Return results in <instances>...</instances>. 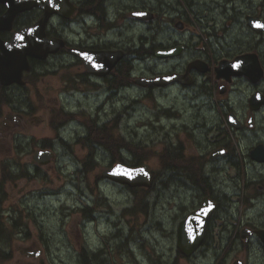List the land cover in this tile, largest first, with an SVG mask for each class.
<instances>
[{
  "label": "flooded vegetation",
  "instance_id": "flooded-vegetation-1",
  "mask_svg": "<svg viewBox=\"0 0 264 264\" xmlns=\"http://www.w3.org/2000/svg\"><path fill=\"white\" fill-rule=\"evenodd\" d=\"M38 3L0 23L2 41L32 29L35 52L46 54L27 55L21 83L0 86V103L11 110L0 127L7 132L9 119L24 124L22 142L35 147L32 169H43L34 160L39 149L56 156L57 147L70 150L74 144L90 154L102 150L92 160L104 168L147 163L136 147L131 154L120 148L116 161L108 158V138L93 134L106 125L114 129L136 103L153 101L161 115L149 120L163 133L165 168L155 175L147 163L148 191L164 193L167 228L162 227L168 234L175 228L176 245L178 224L191 213H208L198 249L181 257L197 258L196 264H264V0ZM7 10L0 2V17ZM43 97L59 104L47 116L55 137L37 140L27 129L44 120ZM92 182L93 200L83 206L87 222L108 204L100 183L109 180L100 174ZM85 262L111 264L77 258Z\"/></svg>",
  "mask_w": 264,
  "mask_h": 264
},
{
  "label": "rangeland",
  "instance_id": "rangeland-1",
  "mask_svg": "<svg viewBox=\"0 0 264 264\" xmlns=\"http://www.w3.org/2000/svg\"><path fill=\"white\" fill-rule=\"evenodd\" d=\"M182 1L177 0V5ZM143 31L141 29L140 34L147 38L148 34ZM16 97L13 100L19 106V95ZM41 103L44 120L28 128L27 133L37 140L54 138L55 130L50 122L53 118L50 115L48 120L47 116L59 104L44 97ZM3 104L0 103V110L3 111L0 120L11 112L10 107ZM136 104V109L129 108L130 113L121 114V120L114 125V129L106 125L97 128L94 134L89 133L94 137L108 138L106 155H109L108 158L113 155L115 161L118 160V149L129 146L132 151L136 147L135 153L149 164L155 175H160L165 168L164 137L149 118L161 114L153 101L144 100ZM108 118L102 117L100 123ZM7 122L10 126L7 132H3V126L0 127V175L3 176L2 165L5 162L15 168V172L21 173L26 169L28 175L15 177L10 182L4 180L0 184V218L3 228L6 226L0 235V252L8 256L0 258V264H78L77 258H80L83 247L87 252H98L99 258L102 256L111 264L197 263V258L185 260L178 253L172 235L175 228L172 227L173 232L168 234L162 227L163 224L167 228L165 215L168 207L163 193L158 197L151 191L130 192L114 183H100L108 204L106 208H101V212L95 211V221L87 222L79 207L93 200L89 187L93 186L94 177L100 175L104 166L98 163L84 170L82 162L89 163L87 157L90 155L92 158L103 156L102 150L97 149L90 154L84 145L74 144L70 150L57 147L56 156L37 173L28 163L35 147L22 142L24 124L10 119ZM25 163H28L27 166ZM91 190L94 188L91 187ZM138 204L144 211L138 208ZM159 220L162 223H158ZM7 226L13 228L7 229ZM37 249H41L37 257L24 252Z\"/></svg>",
  "mask_w": 264,
  "mask_h": 264
},
{
  "label": "water",
  "instance_id": "water-1",
  "mask_svg": "<svg viewBox=\"0 0 264 264\" xmlns=\"http://www.w3.org/2000/svg\"><path fill=\"white\" fill-rule=\"evenodd\" d=\"M8 5V11L0 17L2 21H10L14 14L31 5H38V0H0ZM26 31L15 35L10 41H0V85H7L12 82L20 81V71L26 63L27 51L33 52L35 45L34 40L27 42ZM25 40V41H24ZM23 42V43H20ZM28 44V45H26ZM29 47V48H28ZM35 53V52H33ZM110 54V53H109ZM36 55V54H35ZM45 55V54H44ZM41 55V57H44ZM84 61L85 58L82 53L79 54ZM168 56V52L161 54V56ZM114 63V60L109 61ZM26 68V66H24ZM43 154V155H42ZM42 157V163L49 161L52 155L50 151L39 153ZM102 175L120 184H126L129 187L144 186L149 187L151 183V176L148 171V165L143 164L138 167H129L121 163L108 168L102 172ZM199 212V211H198ZM208 213H191L185 220L180 222L177 226V249L185 255H191L199 246L202 238L204 219ZM28 256L37 257L41 250L37 249L33 252L25 250Z\"/></svg>",
  "mask_w": 264,
  "mask_h": 264
},
{
  "label": "trees",
  "instance_id": "trees-1",
  "mask_svg": "<svg viewBox=\"0 0 264 264\" xmlns=\"http://www.w3.org/2000/svg\"><path fill=\"white\" fill-rule=\"evenodd\" d=\"M85 165H87V167H85ZM88 166H89V168H91L92 167V165H91V162H89L88 164H87V162L86 161H84L83 162V169L84 170H86V169H89L88 168ZM85 167V168H84ZM2 168H3V174H6L7 172L5 171V168H7V165L6 164H4V166H2ZM137 194V193H136ZM138 208L140 209V210H142V211H144V209L142 208V206L140 205V204H138ZM84 211V210H83ZM84 213H85V211H84ZM3 225H4V223L2 222V219L0 218V235L2 234V231H3V229L5 228L6 229V226H4V228H3ZM13 228V226H7V229H12ZM8 256L4 253V254H2L1 255V253H0V258H7ZM91 257H94V258H99V253H96V254H93L92 256H90L87 252H86V249L83 247V248H81V252H80V258H91ZM102 258V257H101ZM86 264H87V262H85ZM84 263V264H85Z\"/></svg>",
  "mask_w": 264,
  "mask_h": 264
},
{
  "label": "bare ground",
  "instance_id": "bare-ground-1",
  "mask_svg": "<svg viewBox=\"0 0 264 264\" xmlns=\"http://www.w3.org/2000/svg\"><path fill=\"white\" fill-rule=\"evenodd\" d=\"M142 51H143V50H142ZM135 138H136V137H135ZM132 141H133V140H132ZM123 145H124V144H123ZM128 145H129V144H128ZM117 146H118V145H117ZM117 146H115V147H117ZM138 147H139V146H138ZM141 147H142V146H141ZM126 149H128V150L131 151V149H129V148H127V147H126ZM107 150H108V148H107ZM118 150H119V149H118ZM133 150H134V149H133ZM134 151H135V150H134ZM137 151H138V150H137ZM91 152H92V151H91ZM131 152H132V151H131ZM110 153H113V152L110 151ZM116 153H117V151H116ZM116 153H115V154H116ZM133 153H134V152H133ZM128 154H129V153H128ZM134 154H135V153H134ZM137 155H138V153H137ZM90 156H91V155H90ZM92 156H93V155H92ZM113 157H114V156H113ZM87 164H88V163H87ZM85 167H87V165H85ZM85 167H84V168H85ZM88 168H89V166H88ZM163 194H164V193H163ZM146 212H147V211H146ZM158 222H159V221H158ZM0 253H1V252H0ZM1 255H2V254H1Z\"/></svg>",
  "mask_w": 264,
  "mask_h": 264
}]
</instances>
